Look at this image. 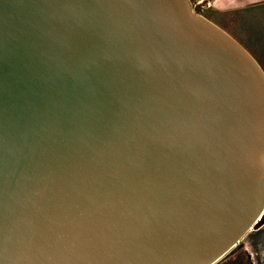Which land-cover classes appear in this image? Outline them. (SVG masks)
<instances>
[{"label": "water", "instance_id": "obj_1", "mask_svg": "<svg viewBox=\"0 0 264 264\" xmlns=\"http://www.w3.org/2000/svg\"><path fill=\"white\" fill-rule=\"evenodd\" d=\"M264 216V69L191 0H0V264H215Z\"/></svg>", "mask_w": 264, "mask_h": 264}, {"label": "rangeland", "instance_id": "obj_2", "mask_svg": "<svg viewBox=\"0 0 264 264\" xmlns=\"http://www.w3.org/2000/svg\"><path fill=\"white\" fill-rule=\"evenodd\" d=\"M191 1L198 13L202 14L203 16L217 24L219 27L225 29L237 41H247L248 44L254 43V45L257 46H264V19H260L259 21L255 19L254 22L253 18H251L249 21V28L245 26L246 23H241L244 28L242 29V31H240L238 26L237 14L233 16L234 14L227 15L226 13H222L218 0ZM255 27H257L256 34L254 33ZM242 33H245V35H243ZM245 36H247L248 39H245ZM250 52L258 60V62H260L259 64H263L257 53H254L253 51ZM256 232L257 229L255 227L238 245L235 246V248H233L215 264H251L254 262L256 263V245L252 243ZM250 238L252 240H250ZM262 262H264V260H262Z\"/></svg>", "mask_w": 264, "mask_h": 264}, {"label": "crops", "instance_id": "obj_3", "mask_svg": "<svg viewBox=\"0 0 264 264\" xmlns=\"http://www.w3.org/2000/svg\"><path fill=\"white\" fill-rule=\"evenodd\" d=\"M218 1L220 4L222 13H226L227 15L234 14L233 16L237 14L238 26H239L240 31H242V29L244 28V26H242L241 23H246L245 26L249 28L250 26L249 21L251 18H253L254 22H255V19L257 21H259L260 19H264V0H218ZM256 30H257V27L254 28L255 34H256ZM245 33H242V34L245 35ZM245 39H248L247 36H245ZM238 42L241 45H243L249 52L253 51L254 53H257L259 55L261 62H263V64H260V65L264 69V66H263L264 65V46H260V45L257 46V45H254V43L248 44L247 41L239 40Z\"/></svg>", "mask_w": 264, "mask_h": 264}, {"label": "flooded vegetation", "instance_id": "obj_4", "mask_svg": "<svg viewBox=\"0 0 264 264\" xmlns=\"http://www.w3.org/2000/svg\"><path fill=\"white\" fill-rule=\"evenodd\" d=\"M257 232L256 235L254 236V240H252L250 238V240H252V243L256 248V263H251V264H264V262H262V260H264V216L262 217V219L260 220V222L258 223V225L256 226ZM260 244V245H259Z\"/></svg>", "mask_w": 264, "mask_h": 264}, {"label": "bare ground", "instance_id": "obj_5", "mask_svg": "<svg viewBox=\"0 0 264 264\" xmlns=\"http://www.w3.org/2000/svg\"><path fill=\"white\" fill-rule=\"evenodd\" d=\"M264 238V237H263Z\"/></svg>", "mask_w": 264, "mask_h": 264}]
</instances>
